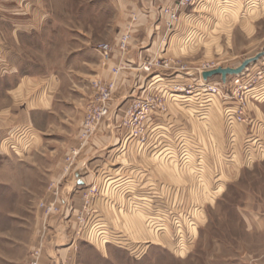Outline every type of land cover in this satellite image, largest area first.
I'll return each instance as SVG.
<instances>
[{
  "label": "rangeland",
  "instance_id": "374dc122",
  "mask_svg": "<svg viewBox=\"0 0 264 264\" xmlns=\"http://www.w3.org/2000/svg\"><path fill=\"white\" fill-rule=\"evenodd\" d=\"M242 1L204 0L201 5L211 2L213 6H205L206 16L189 17L167 38H155L156 50L149 54L159 60L168 59L171 67L160 64L155 73H159L162 80L153 86L146 85L144 80L138 82L136 91L123 102L125 108L136 103L146 111L141 114L139 108L136 113L139 118L135 116L131 120L125 111L116 118L118 110H112L104 125L109 130L120 131L119 143L93 150L84 163L78 161L79 155L75 159L72 169L81 165L83 170L92 171L95 184L101 189L109 177L129 176L136 185L131 194L141 202L144 200L141 197L150 196L153 206L162 208L161 214L167 222V230L158 232V236L146 229L149 236L137 237L128 229L118 227V231L109 230L107 237L98 236L95 225L103 216L93 206L96 198H90L87 206L95 210L90 215L94 235L89 230L87 236L84 234L89 241L81 240L80 264H208L210 250L215 249L217 240H237L246 235L237 207L243 203L247 191L264 181L259 177L264 175V166L256 167L257 161L264 160V150L245 151L243 146L252 123L228 119L224 98L201 93L198 89L203 86L204 67L207 70L238 67L247 58L264 51V0ZM52 2L49 9L54 17L46 25V37L26 39V52L30 56L23 64L25 73L48 75V69L66 68L70 59L75 70L80 67L79 51L86 41L91 58V49H98V44L106 42L98 41L118 31L117 12L108 0ZM26 10L31 14L32 8ZM150 47L151 41L141 50ZM80 69L75 71L91 75V70ZM244 72L252 78V94L262 95L258 100L251 98L248 117L264 123V56ZM1 73L0 109L11 103L2 89L15 84L17 79L11 76L6 80ZM235 76L229 75L227 80L232 82ZM214 77L210 78L213 83L224 82L221 75ZM179 84L185 88L183 91L177 88ZM220 87L222 95L231 94L230 83ZM92 91L91 83L89 95ZM147 98L153 99L152 111L148 110ZM56 118V115L53 119L48 114L42 116L46 123L57 121ZM58 130L64 128L52 127L46 134H40L31 125L15 126L0 139V264H24L36 231L37 207L47 201L42 199L43 195L50 193V184L56 181L50 179L53 170L66 152L69 135ZM97 133L87 146H91ZM186 154L189 161L181 156ZM146 160L148 163L152 160V165L146 167ZM93 161L97 162L90 165ZM130 163L132 165L128 166ZM146 169L152 171L150 180L144 177ZM161 180L167 183L169 193L165 195L161 192ZM66 183L69 182L62 181L63 186ZM120 186L130 187L123 182ZM103 215L112 222L109 214ZM134 216L143 222L146 220L141 213ZM114 233H119V237ZM51 236L52 233L46 231L45 238ZM146 239L155 242L147 240L148 245ZM107 242L110 257L103 260V251L99 248H104Z\"/></svg>",
  "mask_w": 264,
  "mask_h": 264
},
{
  "label": "crops",
  "instance_id": "0c3cea01",
  "mask_svg": "<svg viewBox=\"0 0 264 264\" xmlns=\"http://www.w3.org/2000/svg\"><path fill=\"white\" fill-rule=\"evenodd\" d=\"M52 1L54 0H0L1 76L6 80L11 76L17 77L15 84L4 86L2 89L4 95L8 97L7 100L10 99L11 103H7L0 109V139L9 128L22 125L34 126L40 134H46V130L52 127H62L64 130H58L59 133L69 135V138L66 139V152L57 163L50 178L51 180L69 182L63 186L64 198L67 203L63 205L60 213L53 214L50 219L52 236L45 240L41 264H80L78 254L82 245L81 240L82 238L89 240L88 237L77 236L76 232L80 228L77 216L86 205L85 194L90 186L96 183V177L92 171L83 170L81 165H77L71 172L66 173L64 169L66 158L71 150L79 149L78 161L84 163L93 150L115 146L121 137L120 131L106 128L104 121L91 146H81L80 128L85 108L93 95V91L89 95V88L94 79L115 80L116 88L112 110L120 112L125 99L136 91L138 82L144 80L146 85L150 84V76L141 68V65L156 50L155 38H167L170 33H167L166 30V15L162 8L173 5L178 0H108L117 12L115 21L118 24V31L108 39L98 42L106 41L113 45L112 57L109 60H104L102 52L95 48L91 49L93 56L90 58L88 54L90 47L87 41L79 51L80 67L75 70L81 68V71L82 68H87V70H91V75L77 73L72 66L71 59L63 70L48 69L50 70L48 75L25 73L23 64L26 57L30 56L26 52V39L46 37V25L54 17L49 9L54 4ZM206 5L212 6L210 2L185 9L177 27L189 17H204L205 12H208L205 8ZM40 7L45 9L42 10ZM26 8H32L31 14ZM127 29L132 36L131 46L127 52L122 53L117 48V43L120 35L128 31ZM150 41L151 47L141 50ZM121 65H125V68L118 74L114 73V68ZM44 114H48L52 119L56 115L57 121L46 123L42 120ZM115 116L119 118L120 114ZM254 120L263 123L258 118ZM148 161H144L146 167L152 165V160L149 163ZM263 161H257L256 163L260 164H256V167H263ZM95 162L97 161H93L90 165H94ZM131 165L130 163L128 166ZM67 177L68 179H66ZM127 177L129 178V176ZM144 177L146 180H150L152 171L146 169ZM259 177L264 178V175ZM115 179L114 177L105 179L102 183V194L96 197L93 204L99 214L103 216L101 223L108 226L110 230H117V227L128 229L131 234L137 237L143 234L149 236L147 230L151 232V235L158 236L160 233L149 226L146 220L143 222L134 216L139 213L144 215L134 205V203L141 204V201L134 195L131 198L126 196V187L117 186ZM161 181H163L159 183L162 187L161 192L165 195V193H169L166 189L167 183L164 180ZM131 183L135 184V181ZM178 191L177 189L175 193L178 194ZM120 198H122L121 201ZM42 199L52 201L54 196L45 192ZM237 209L243 219V230L246 235L237 240L228 239L224 242L217 240L214 245L215 249L210 250L208 264H264V181L262 185H257L252 191H247L243 203ZM103 214H109L112 222L106 220ZM39 215L42 214L40 208L37 207L36 231L33 233L24 264L28 262L30 250L40 240L43 218L40 216L38 219ZM149 241L155 242V240ZM108 244L109 242L105 244L104 248H99L103 251V260H108L110 257L107 255L108 248H110Z\"/></svg>",
  "mask_w": 264,
  "mask_h": 264
},
{
  "label": "built area",
  "instance_id": "2783aa9c",
  "mask_svg": "<svg viewBox=\"0 0 264 264\" xmlns=\"http://www.w3.org/2000/svg\"><path fill=\"white\" fill-rule=\"evenodd\" d=\"M204 0H178L173 5H167L164 8H162L163 13L166 15L165 19V26L167 28L168 32H173L177 28L178 22L181 20L182 12L187 8H194L202 4ZM131 33L125 32L123 33L117 43V48L122 52H127L131 46ZM98 49L102 52L104 60H109L112 57L113 52V45L108 42H102L98 44ZM164 67H171L170 62L168 59H162L159 60L157 57H150L143 62L141 65V68L151 76L150 86L155 85L160 80V74L155 73V69L160 66ZM125 68V65L118 66L114 68V73L118 74L120 70ZM157 70V69H156ZM176 70H180L179 68H176ZM207 70V67L203 68V72ZM211 70V69H210ZM180 75V74H178ZM230 83V85L233 87L231 89V94L226 93L225 95H222V89L221 85ZM248 84V85H247ZM251 85V87H248ZM253 82L252 78H250L249 73L246 74L245 72L238 74L233 78L232 82L229 80H226L225 82H220L219 85L213 83L210 78L203 80V86L200 89L199 92L205 93L207 95H212L214 97L221 96L224 98V101L226 102V108H225V114L228 119L230 120H236L238 122L242 123H248L251 122V131L248 132V136L246 137V141L244 144V150L249 151L253 150L256 151V149H259V151L264 150V124L262 122H256L254 119H249L248 113H247V106L250 102L251 98L259 99L262 95H255L252 94L253 92ZM93 86V95L91 99L89 100L85 112L84 117L82 120L79 138L81 141V146H85L92 137L97 133L99 127L101 124L106 120L107 117H109L112 113V102L114 98L115 88H116V81H106L104 79H94L92 81ZM159 87V86H157ZM177 88L181 91H183V87L179 84L177 85ZM161 89H164V86H161ZM194 89V88H193ZM166 90V89H164ZM189 92H192L190 90ZM147 107L148 110L152 111L153 106V99L147 98ZM232 102L234 104H232ZM139 108H141L140 113L143 114L144 111H146V108L144 109L141 107L140 104L136 103H130L120 110V112H116V115L121 114V112L126 113L127 117H130L131 120L136 116V118H139V115H136L137 111H139ZM125 109V110H123ZM147 110V111H148ZM130 122V120H129ZM256 122V123H255ZM79 155V149H73L71 150L70 154L66 158V166H65V172L69 173L72 171V166L74 165V161ZM203 155V152L200 154ZM184 160L189 159V155H181ZM189 161V160H188ZM115 184L118 186L122 182L130 185L129 188H126V194L128 196H133L131 194L132 190L134 188L136 189V185L131 183L132 180L128 177H117L115 179ZM152 185H150V188ZM50 193L54 196V200L52 201H42L40 203V208L42 209V218H43V227L41 229L40 234V240L36 246H34L29 253L28 257V264H41L43 253H44V243H45V236L46 231L50 232L51 226H50V219L53 216V214H58L62 211L63 205L67 203L66 199L64 198V192H63V185L62 180H56L53 181L50 184ZM101 187L97 186L96 184L92 185L88 192L85 194V202L86 205L82 211L78 214V222L80 224L79 230L76 232L77 236H87V232L90 230V234L94 235L93 225L91 224V216L94 213V209L90 208L89 205V199L90 198H96L100 196L101 194ZM161 197V196H157ZM143 202L141 204L134 203L136 209H140L141 212L144 213L146 216L147 223L149 226H152L156 231L158 232H165L167 230V222L165 220V216L161 214L162 208H159L158 206H153L152 201L150 199V196H143L141 197ZM138 199V198H137ZM153 199V198H152ZM91 209V210H89ZM89 215V216H88ZM94 219V218H93ZM102 220L97 221V224L95 225L97 227L98 236L103 235L107 237L109 235L108 231L110 230L108 226L101 223ZM91 224V225H90ZM151 227V228H152ZM90 228V229H89ZM85 234V235H84ZM117 237H119V233H114ZM85 236V237H86ZM113 236V235H112ZM109 241V238L107 239ZM146 244H150L149 242H146Z\"/></svg>",
  "mask_w": 264,
  "mask_h": 264
},
{
  "label": "water",
  "instance_id": "95a60500",
  "mask_svg": "<svg viewBox=\"0 0 264 264\" xmlns=\"http://www.w3.org/2000/svg\"><path fill=\"white\" fill-rule=\"evenodd\" d=\"M262 56H264V51L259 52L257 55L247 58L242 62V64L238 67H217L211 70L204 71L202 76L204 79H209L214 76L221 75L223 81L225 82L229 75H238L244 72V70L253 62L259 60ZM82 183V182H81Z\"/></svg>",
  "mask_w": 264,
  "mask_h": 264
},
{
  "label": "bare ground",
  "instance_id": "6f19581e",
  "mask_svg": "<svg viewBox=\"0 0 264 264\" xmlns=\"http://www.w3.org/2000/svg\"><path fill=\"white\" fill-rule=\"evenodd\" d=\"M212 78H215V77H212Z\"/></svg>",
  "mask_w": 264,
  "mask_h": 264
}]
</instances>
